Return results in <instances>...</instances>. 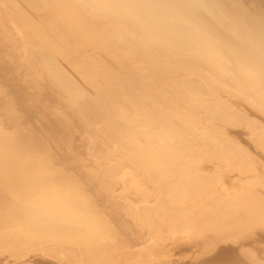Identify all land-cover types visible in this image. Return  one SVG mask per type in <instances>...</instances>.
Wrapping results in <instances>:
<instances>
[{
  "label": "bare ground",
  "instance_id": "6f19581e",
  "mask_svg": "<svg viewBox=\"0 0 264 264\" xmlns=\"http://www.w3.org/2000/svg\"><path fill=\"white\" fill-rule=\"evenodd\" d=\"M0 29L23 49L41 84L38 101L65 111L68 150L82 151L81 133L93 140L78 156L79 177L53 162L39 135L19 131L4 99L13 132L0 120V248L15 255L43 249L56 258L75 248L65 260L83 264H264V126L248 117L264 120V0H0ZM112 52L139 68L143 85L158 83L153 97L126 87L131 81ZM143 99L153 106L146 109ZM240 128L260 154L224 137ZM95 147L120 156L131 180L105 162L98 170V159H86ZM83 176L107 197L121 184L133 204L112 203L140 223L149 244L126 249L83 191ZM136 192L157 199L142 204L130 196ZM146 236L136 233L139 241ZM186 246L196 258L172 261L171 250Z\"/></svg>",
  "mask_w": 264,
  "mask_h": 264
},
{
  "label": "rangeland",
  "instance_id": "374dc122",
  "mask_svg": "<svg viewBox=\"0 0 264 264\" xmlns=\"http://www.w3.org/2000/svg\"><path fill=\"white\" fill-rule=\"evenodd\" d=\"M240 11H241V8H240ZM4 34H6V32L3 33V31L0 29V102H1V104H0V120H6V122L3 121L2 124H5V125H1L2 128L5 131L7 130L6 132H9V133L13 132L12 131L13 129L11 128V126H9L11 122H9L6 118V115H5L6 112L4 110L1 111L2 106H3L2 102H4V99L8 98V100L11 101L10 109L13 112L12 114H14V119L15 118H16V120L18 119L17 128L19 129V131L26 130V132H31V133H35V134L39 135L43 139V142L45 143V145L49 148L50 152L53 153V162L55 164H57V166H60V168L62 167L66 171L77 174L80 177V175L82 174V172H81L82 170L80 169L81 164L79 161H77V159H78V156L81 155L83 152L87 153L89 151V149H90L89 147H91L90 142L91 143L93 142V140L90 139V137H89V136H91V134L81 133L80 137L82 136V139L84 140L83 145H81L78 141L74 142L75 146H79V144H80V148L82 151L77 152L79 154H76L75 152H70L68 150V148L70 146L69 143H71L68 138H69V135L71 136L70 133H71L72 128L68 127L69 124H67V122L65 121V115H66L65 111H63L61 113L57 112V111H55L53 106L51 107V106L47 105L46 102L45 103L39 102L40 101L39 95H38L39 91L36 89V87H41L40 86L41 84L37 83V76L35 75V73L33 71L30 70L29 66L26 65L27 57H25L23 55L24 54L22 52L23 49L21 50V49L17 48V44H18L17 42L18 41L15 40V42H16L15 43L13 39L8 40L6 38V36H4ZM14 36L16 37V34H14ZM111 55L113 56L111 58L112 59H118V61L116 63L122 65V67L124 68L123 71L121 72V74H122L121 77L123 79H128L131 81V83H128L126 87H130V90L133 92H135V90H136L140 94L141 98H143V97L149 98V97L154 96V94L151 93V90H152V88L158 86V83H155V84L153 83L150 86L149 85L148 86L143 85L146 83H145V79L143 77H141L142 75L138 74L139 68L134 66V68L131 69V66L130 67L126 66L127 64H125L123 57H121V55L118 54L117 52H115V53L112 52ZM59 63L61 64L62 67H65L66 69H68L67 68L68 65H66L64 62L63 63L59 62ZM111 66L113 67L112 64H111ZM69 69H68L69 74L72 76L73 79H75L74 80L75 83L77 85H79L80 87L84 88L85 86H84L83 82L81 81V79L76 78L77 73L74 70H72V69L69 70ZM189 69H191V68H189ZM200 69H198V70H200ZM186 70H188V69H186ZM112 76H115V75H112ZM112 76L110 77L111 79H112ZM116 77H119V76H116ZM178 77H180V76H178ZM173 78L175 79L176 77L173 76L170 79L171 81L170 80L168 81L169 84H172ZM102 79H103V81H105V78H101V80ZM182 82H183V79L179 78L178 83H182ZM124 87H125V85H124ZM124 90H126L127 92H131L128 89H124ZM133 92H132V94H133ZM150 93L152 94L151 96H149ZM133 96L135 98H137L136 96H138V95L135 96L133 94ZM144 101H145L144 99L141 101V103H142L141 105H144L146 109H149L150 107L153 106L150 103L148 104L147 101H145V102ZM152 103L154 104V102H152ZM55 107L57 109H64L65 110V107H63V106H55ZM152 112H154V111H152ZM15 114H16V116H15ZM248 117L251 120L258 121L260 124H262L264 126V120L262 118L260 119V117L256 116L255 114L254 115L252 114L251 116L249 114ZM50 125H51V127H48ZM53 128H54V131H53ZM236 133H238V135L241 134L240 138L237 137L238 135ZM55 134H56V136H55ZM235 135H237V136H235ZM232 136H234V137H232ZM224 137L235 138L236 140H238L240 145H243L244 147H246L248 149V152L252 153L253 155H256V154L258 155L262 152L261 150L256 149L254 143H252L251 140L249 141V139L251 137L249 135H247L245 128L232 129L230 135H228L226 133V135ZM55 138H56V141H55ZM241 138L243 141L241 140ZM58 139L61 142L58 141ZM102 141L104 142V140L99 139L98 142L101 143ZM85 142H86V144H85ZM186 144H188V143L186 142ZM65 146H66L67 150L64 149ZM98 147H95V150L92 148L93 149V153H92L93 156L92 157L86 156V159H88V160H92L93 158L98 159V162L96 163L95 166H96V168L98 167L97 169L100 171L104 170V168L101 165L104 162L106 164V166H104V167L107 169H112V168L118 167V168H120V170L122 169V171L117 175V177L122 178V176L125 175L126 176L125 179H127V182L130 181L131 175L125 174V173H127V165L123 162L121 157L120 156H112V157L107 156L106 157L103 154H100V153L98 154V152L96 151V150H98ZM110 147H111L110 145L107 146L108 149H110ZM203 150L207 151V148H205V149L203 148L202 152H203ZM90 154H91V152H90ZM204 154H210L209 155V156H211L210 158L217 157V154L212 153L211 150H208V153H204ZM99 157H101V158H99ZM109 159L113 160V162L109 163ZM225 162H223L222 165H226ZM209 164L210 163H207V165H209ZM122 165H124L125 167ZM135 174H138V173L135 172ZM87 176L91 177L90 175H87ZM234 176H237V174H234ZM86 177L83 176V178L81 180L82 184H83V185L81 184L83 191L86 193V195H90L92 197V199L96 205L95 207H96V210L98 211V213L103 214L105 218H107L108 220L113 222L112 228L116 232H119L118 233L119 234L118 239L121 240V242H123L126 245V249H129L131 251H135L138 248L142 247L145 243L148 242V244H149V241H150L149 237L145 235V234H147L146 230L144 229V231L142 233L140 231V229H141L140 223H138V222L136 223L135 219L130 220L127 217H125L124 215H122L119 211H117L116 207H114V204L112 203V200L115 198L114 200L117 203H119V205H121V207L126 208V206L133 204L127 198V195H129V194L122 191L121 184L118 182L115 185V187L113 188V190L111 189V191L109 192L110 195L108 194V197H107V195L105 196L103 194V192L100 189H98L99 187H98L97 182H92V181L87 179L88 177L87 178ZM115 177L110 178L109 181L110 182H112V181L116 182L117 180ZM118 188H120L121 190H119ZM153 195H154L153 193L141 195L138 192H136V194H130V196H133L137 200L141 199V201L143 202L142 204H146V205H150L151 203L156 201L155 199H157V197L153 196ZM119 208H120V206H118V209ZM233 210H236V207H233ZM128 228L130 230H128ZM125 230H126V232H125ZM124 232H125V234H124ZM136 233L139 235L142 234V236H146L148 239H146L144 237L145 239H143L142 241H139V237H136ZM257 236H258V234H256L255 237L251 238L253 244H254V239ZM138 241L140 244L138 243ZM48 245L51 246L54 250H60L59 246L55 242H49ZM230 245L233 246L232 248H234L235 250L237 249L236 245H233V244H230ZM237 247H238V249H237L238 251L237 250L236 251L242 253L243 252L242 249L239 246H237ZM249 247L251 248L252 246L249 245ZM245 249H248V248H245ZM28 252H31V251L30 250L23 251L24 254H26ZM74 252H75V248H72L71 250H66L64 252L61 250L60 252L55 253L58 255V257L56 258V257H53L52 255L46 254V251H44L43 249H41V250L38 249L37 251L31 252L28 257L22 259V258H19L18 256L19 255L22 256L23 253L15 255L11 249L9 251V249L5 250V249L0 248V264H83L81 260H78L74 263H71L68 260H65L66 259L65 257L68 256L67 254L72 255ZM191 252H192L191 249H189L187 246L181 247L180 249H177V250H173V251L171 250V253L173 254V258L171 260L174 262H177L178 255L185 254L186 256H184L185 258H183V259L187 260L185 262H188L189 260L193 261L192 258H196V257H194V255H191ZM65 253H67V254H65ZM242 256H243V254H241V257ZM4 257H5V259L2 260ZM198 260H202V259H198ZM197 263L195 262L194 264H197ZM243 264H249V263L247 260H245V261H243Z\"/></svg>",
  "mask_w": 264,
  "mask_h": 264
}]
</instances>
